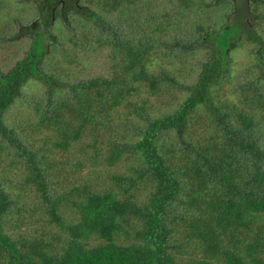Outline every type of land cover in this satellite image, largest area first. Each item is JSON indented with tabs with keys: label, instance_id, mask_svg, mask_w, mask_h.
I'll return each mask as SVG.
<instances>
[{
	"label": "trees",
	"instance_id": "trees-1",
	"mask_svg": "<svg viewBox=\"0 0 264 264\" xmlns=\"http://www.w3.org/2000/svg\"><path fill=\"white\" fill-rule=\"evenodd\" d=\"M157 1H33L29 25L30 1L0 0V264H264V0H230L220 27L204 15L221 0ZM54 49L108 66L63 81ZM180 54L199 60L191 84ZM88 164L104 170L51 192Z\"/></svg>",
	"mask_w": 264,
	"mask_h": 264
},
{
	"label": "rangeland",
	"instance_id": "rangeland-1",
	"mask_svg": "<svg viewBox=\"0 0 264 264\" xmlns=\"http://www.w3.org/2000/svg\"><path fill=\"white\" fill-rule=\"evenodd\" d=\"M18 0H16V2L13 4L15 5L17 3ZM30 1V4H26V3H23V2H20L18 4H21V5H18L16 8L19 10V11H22V19L25 20V24H31L32 22H34V20L37 18V14L35 12V10H33L31 8V6L34 5L35 2L33 1H39V0H28ZM223 2H221L219 5L215 6V7H212L210 8V10H208V12H206V14L204 15L205 17H209L211 19V22H212V27H215L216 25L218 27L222 26L224 24V21L226 20V17H228V14L231 13V12H234L233 9L236 10L235 13H233L232 15V20H234V18L241 13V8L239 6H242L245 7L246 6V2H244V0H232L233 2H236L238 3V5H233L231 3L230 0H221ZM156 4V9H159V12L164 8L165 9V6L166 4L161 1V0H158L157 2H155ZM245 4V6H244ZM30 5V6H29ZM29 6V7H28ZM154 6V5H153ZM27 8V9H26ZM153 9V7H152ZM126 14L125 16L122 14V12L120 13H116V15L114 16L116 22H121V20L123 21L124 19H126L128 16H131L132 18L131 19V22L134 24L135 22H137L139 16L134 14V12L130 11L129 12V9L126 10ZM68 13H71L70 11ZM68 15V14H67ZM78 15V13H77ZM81 15V14H80ZM82 16H84V14H82ZM193 16L196 17H200V15H198V13H196L195 15L193 14ZM74 15H70V20H72L75 23V20H74ZM247 18L246 16L243 17V19ZM55 20V19H54ZM64 20V19H63ZM31 21V22H30ZM228 20H226L227 22ZM64 23H66V20L63 21ZM78 24L80 26H87L88 24L86 23V21H83L85 24L81 23L80 24V21L77 20ZM225 22V23H226ZM53 25V24H52ZM234 23H228L226 25V30L225 31V37L228 33L232 34V36L234 35L233 38H237L236 36H239L240 35V29L237 27V26H233ZM225 26V25H224ZM36 27V26H35ZM44 29H46L47 31H52L54 33L57 32V30L59 31V27L58 25H53L52 28H50L49 26H43ZM40 30L42 29V27H39ZM16 29H18L16 27ZM229 31V32H228ZM228 32V33H227ZM221 36H223L224 33L221 32ZM27 35V34H26ZM23 42L21 43H18V46L17 49H15V52H16V55H15V58L16 56L18 57H21L23 56L24 52H25V47L24 45H22ZM14 46V45H13ZM26 47H28L27 43H26ZM248 46L245 45L242 49L239 48L237 49L236 51L238 52H235L234 53V59L236 58H239V59H242L241 61L239 60V66H236L235 69H233L232 73L233 75L236 77V72L238 70H241L243 69L244 67H246V65L248 64L249 65V58H247L243 53H244V50L247 48ZM249 47L251 48V45H249ZM248 47V48H249ZM159 51L163 52L164 51V48L161 47L159 48ZM6 54H9L10 52L9 51H4ZM48 52H52V51H48ZM200 55L198 56V58L202 57V52L200 51L199 53ZM197 56H186L185 54H180L177 59V62L174 67V73L175 75L178 77V81L179 82H182V84H191L193 82H195V77L197 75V71L198 69L200 68V65L199 64V60H198ZM66 58H64L63 56H61L59 53H57V50L54 49V52L51 54L50 58H49V63H48V72L50 74H53V75H56L57 77H59L61 80H66V76L69 78V79H75L79 76H83L85 75L87 69L89 68H92L94 70V72H97L99 69H101V71L103 69H105L108 65L106 64H101V65H94V64H89V63H82L81 65L79 66H76V67H71L69 65H67L64 61H65ZM245 59V60H244ZM252 59V58H251ZM11 60H8V62H10ZM103 63H106L105 61ZM247 63V64H246ZM246 64V65H245ZM240 66H243L240 68ZM150 70L149 71H153L152 68H149ZM197 69V70H196ZM240 72V71H239ZM238 72V73H239ZM97 73H100V72H97ZM237 73V74H238ZM237 79V78H235ZM222 86V90H218V94H223V98H228L231 100V102H235L237 101L238 99V94L235 93L233 91V85L231 84H224V85H220ZM219 86V87H220ZM145 96V94H143ZM153 105L155 106L156 105V101H153ZM126 138H129L131 136V132H126L124 133ZM36 137V136H35ZM79 148H75L74 149V153L77 152ZM91 153V152H90ZM90 156V154H89ZM59 162V160H58ZM60 163V162H59ZM91 163V162H90ZM64 171H62L60 174H56L55 176H51V179H52V182H51V185H52V189H51V192L53 193V191H55L56 193H65L67 192L71 187H72V184L73 183H78L80 182V180L82 179V177H86V175L88 173H93L94 171H100V170H104V167H101V166H91V164H88L87 167H84V169H82V171H78V170H75V172H78V174L76 173H70V169H65L63 168ZM72 170V169H71ZM73 171V170H72ZM104 174L106 175L107 172L104 171ZM27 194V193H26ZM28 195V194H27Z\"/></svg>",
	"mask_w": 264,
	"mask_h": 264
}]
</instances>
